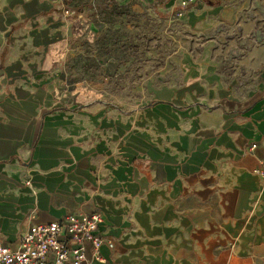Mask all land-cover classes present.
<instances>
[{"label":"crops","instance_id":"0c3cea01","mask_svg":"<svg viewBox=\"0 0 264 264\" xmlns=\"http://www.w3.org/2000/svg\"><path fill=\"white\" fill-rule=\"evenodd\" d=\"M94 1L0 0V239L97 212L108 264H264V0L182 8L227 48L122 104L65 69Z\"/></svg>","mask_w":264,"mask_h":264},{"label":"rangeland","instance_id":"374dc122","mask_svg":"<svg viewBox=\"0 0 264 264\" xmlns=\"http://www.w3.org/2000/svg\"><path fill=\"white\" fill-rule=\"evenodd\" d=\"M94 2L96 7L89 5L86 25L65 58V69L71 79L113 103L145 97L149 82L178 81L183 51L206 47L222 52L228 46V35L213 34L212 14L195 22L192 12L167 10L153 0ZM240 80H246L244 72Z\"/></svg>","mask_w":264,"mask_h":264},{"label":"built area","instance_id":"2783aa9c","mask_svg":"<svg viewBox=\"0 0 264 264\" xmlns=\"http://www.w3.org/2000/svg\"><path fill=\"white\" fill-rule=\"evenodd\" d=\"M175 1L179 6L176 12L181 13L182 8L196 0ZM253 172L264 182V160H260ZM26 184L31 186L29 180ZM100 221L97 212L69 213L57 220L30 225L15 247L0 239V264H94V261L108 264L100 247L104 244L112 247L113 243L98 233ZM86 245L91 248L90 254L86 252Z\"/></svg>","mask_w":264,"mask_h":264}]
</instances>
